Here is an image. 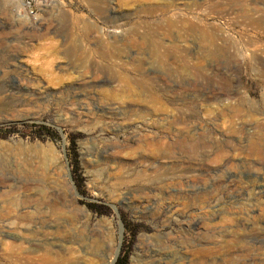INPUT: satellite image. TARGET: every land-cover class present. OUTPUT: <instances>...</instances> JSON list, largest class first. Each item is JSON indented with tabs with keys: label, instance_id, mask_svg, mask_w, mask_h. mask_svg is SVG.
Here are the masks:
<instances>
[{
	"label": "rangeland",
	"instance_id": "obj_1",
	"mask_svg": "<svg viewBox=\"0 0 264 264\" xmlns=\"http://www.w3.org/2000/svg\"><path fill=\"white\" fill-rule=\"evenodd\" d=\"M40 89L44 104L26 95ZM255 183L264 0H0V264H47L37 245L57 207L111 224L113 249L93 264L118 245L116 262L157 264L171 242L199 260L235 219L264 240Z\"/></svg>",
	"mask_w": 264,
	"mask_h": 264
},
{
	"label": "bare ground",
	"instance_id": "obj_2",
	"mask_svg": "<svg viewBox=\"0 0 264 264\" xmlns=\"http://www.w3.org/2000/svg\"><path fill=\"white\" fill-rule=\"evenodd\" d=\"M159 32H161V31H159ZM165 32H167V31H165ZM134 33H135V35L138 34L136 32H134ZM144 37L145 36H143V35L140 36V38L143 39L142 41H144ZM179 38H180V41H182V37H179ZM158 42L159 41L154 39L153 40L154 45L153 44L152 45L156 47L160 43V42L159 43ZM180 65H181L180 70L182 72V71H184L185 65H182V64H180ZM25 81L30 83V79H28V78H25L24 82ZM27 92L28 93L26 95L29 96V98H31V99L33 98L32 101L34 103L41 102L44 104L45 102H47L49 100L50 95L45 90L40 89L39 91H34V92L28 90ZM178 129H180V128H178ZM188 131H187V133H188ZM191 132L192 131H189V133H191ZM183 135H185V134H183ZM191 135H192V133H191ZM192 137H193V135H192ZM192 137H189V138H192ZM171 139H172V137H171ZM196 139H198V138H195V140ZM168 140H169V138H168ZM179 141H181V140H179ZM224 142H226V141L224 140ZM170 143H168V144H170ZM229 143H230V141H229ZM182 144H184V143H182ZM188 144H189V141H188ZM192 144H193V142H192ZM195 144H196V142H195ZM171 145L173 146V144H170V146ZM245 147H246V145H245ZM233 175H234L233 172H231V173L229 172V175L226 178L227 181L231 182L233 179ZM247 194L253 196V198L256 200H264V184H260V183L253 184V187L251 189L247 190ZM128 204L132 205V203H129V202H128ZM165 206L167 207L168 213H169V215L167 216V219H166L168 221V220L173 219V217L176 215V207L177 206L175 204H173L172 202L166 203L164 205V207ZM213 207H218V204H216ZM219 207H220V205H219ZM53 212H54L53 216H55V221H50L48 226H49V228H52L54 230V232L46 227V231L43 230L44 235H42V238H43V236H44V238L42 240H40V242H38V245H37L38 249L44 250V253L42 255V261L44 263H47V264H93V263H95L93 260V257L97 258V257L101 256L103 252H105L109 249L110 250L113 249V246L111 244L112 239H111V232H110L111 224H109L107 222L105 223L104 221H102V222H99L96 226L90 227L89 219H88V220H86L85 224H82L79 226L78 222H76L75 216L72 215L71 212H67L60 207L55 208ZM213 212H217V210L214 209ZM220 213H221V211H220ZM216 215L217 214H214L213 216H216ZM204 216H206V215H204ZM207 219H208V221L209 220L213 221L214 217L207 216V218L206 217L199 218L192 223V227L198 228V229H203L204 227L205 228L208 227L209 223H208ZM243 220L242 219L233 220V224H232L233 226L228 227V229L227 228L224 229V231L222 233H220L219 238L217 237L219 240L213 241V243H212V245L214 244L213 246H206L204 248L199 249V251H197V252H198V254L202 255L203 258H200L199 260H195V259L191 260L189 258H185V251L181 250V249L179 251V249H176V245L173 242H171L170 247L172 249H175V251L174 252L171 251L172 253L168 254L166 257L161 256L159 258V262L157 264H252V263L264 264V254H262V251H264V240H260L258 237H255V231H254V230L259 229V228L256 226V223H251V222L243 223L242 222ZM61 222H63V223H61ZM7 226L9 229H11V228L16 229L17 228L16 225H14V224H8ZM32 229H34V228H32ZM26 230L28 231V229H26ZM219 230H221V228ZM213 233H215V232H213ZM227 236H230V239H227ZM50 237H52L53 240H50ZM32 242H34V241H32ZM35 244H34V246H35ZM27 245H28V243H27ZM32 247H30V246H29V248L27 247L28 252H26V253H31V254L36 253L37 249H33L34 247L33 248ZM119 250H120V246L118 245L116 247V252L114 254V257L112 258V261H111L112 264H114L116 262ZM235 252H239L241 254H238L235 256V255H233V253H235ZM212 256L215 257V260L211 261V259H213V258H211L210 260L208 258L212 257ZM219 257H221V258H219ZM135 264H138V262H136Z\"/></svg>",
	"mask_w": 264,
	"mask_h": 264
},
{
	"label": "trees",
	"instance_id": "obj_3",
	"mask_svg": "<svg viewBox=\"0 0 264 264\" xmlns=\"http://www.w3.org/2000/svg\"><path fill=\"white\" fill-rule=\"evenodd\" d=\"M36 128L38 129V132H46V133H50L51 132V129L45 125H41V126H36ZM89 207L91 209H94L92 205H89ZM116 264H127L126 263V256H124L123 258H120Z\"/></svg>",
	"mask_w": 264,
	"mask_h": 264
},
{
	"label": "built area",
	"instance_id": "obj_4",
	"mask_svg": "<svg viewBox=\"0 0 264 264\" xmlns=\"http://www.w3.org/2000/svg\"><path fill=\"white\" fill-rule=\"evenodd\" d=\"M31 2H29V4H30Z\"/></svg>",
	"mask_w": 264,
	"mask_h": 264
}]
</instances>
